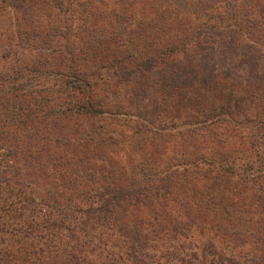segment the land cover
I'll return each mask as SVG.
<instances>
[{
    "label": "trees",
    "instance_id": "16d2710c",
    "mask_svg": "<svg viewBox=\"0 0 264 264\" xmlns=\"http://www.w3.org/2000/svg\"><path fill=\"white\" fill-rule=\"evenodd\" d=\"M24 1L34 2L0 0V14L21 12L17 7ZM245 2L264 21L260 0H219L213 6L191 0H50L54 50L46 48L37 76H27V68L0 67V112L29 136L30 147L40 140L48 143L36 130L50 122L56 129L61 120L75 117L105 121L88 125L84 142L115 145L132 139L140 159L129 155L124 165L103 160L99 171L105 185L88 189L99 200L107 195L102 206L116 199L126 204L153 200L161 191L166 195L182 188L204 199L220 198L230 208L248 205L254 223L264 225V103L253 98L258 93L264 102V32L252 35L253 29H262L251 20L246 29L239 27L236 20ZM170 27L176 32L170 33ZM57 36L64 40L62 47ZM4 57L1 53L0 59ZM240 62V67L249 66L243 88L232 69ZM105 78L115 89L98 99L93 91ZM118 87L128 88L127 103ZM249 113L256 115L250 118ZM109 115L111 121L106 120ZM163 116L171 127L154 128ZM168 143L175 146L171 153ZM161 144L164 149L158 148ZM147 145L160 155L156 163L147 160ZM54 198L59 201L60 195ZM199 232L206 234L204 228ZM257 242L264 250L263 235Z\"/></svg>",
    "mask_w": 264,
    "mask_h": 264
},
{
    "label": "rangeland",
    "instance_id": "374dc122",
    "mask_svg": "<svg viewBox=\"0 0 264 264\" xmlns=\"http://www.w3.org/2000/svg\"><path fill=\"white\" fill-rule=\"evenodd\" d=\"M191 1L211 6L219 0ZM49 2L24 1L17 7L21 12L0 14V54L6 53L0 59L1 68H21L23 72L27 68V76L38 75V62L48 56L46 48L54 50L56 22ZM260 2L263 6L264 0ZM241 8L236 20L239 27L246 29L247 21L251 20L262 29H253L252 35L257 37L258 32H264V21L256 8L246 2ZM14 17L17 23L13 24ZM169 32L175 33V28L170 27ZM149 35L156 37L153 33ZM56 41L62 47L64 40L60 36ZM234 59L236 63L240 61V57ZM238 65L237 69L232 67L237 74L234 79L241 80L243 88L242 78L249 66L240 67L241 62ZM38 80L54 90L50 82ZM112 89H115L112 83L105 78L93 92L102 99ZM116 90L127 103L128 88ZM248 90L254 91L250 87ZM253 94L254 100L262 105L258 93ZM7 115L0 112V264H264V250L257 245L259 234L264 237L261 230L264 225L254 223V211L248 205L230 208L220 198L204 199L199 193L173 188L166 195L161 191L153 200L147 197L144 202L126 204L116 199L102 206L107 195L99 200L98 194L88 189L96 184L105 185L99 171L103 160L124 165L129 155L140 159L132 139L115 145L82 140L90 132V126L105 121L75 117L61 120L56 129L50 122L44 129L36 130L37 136L46 138L48 143L40 140L37 146L30 147L29 136L15 129ZM255 115L249 113L250 118ZM106 120L111 121L110 115ZM171 124L163 116L154 128L163 130ZM126 136L130 138L131 133L126 132ZM112 137L118 140L115 135ZM103 138L108 139L106 134ZM172 144H166L167 152L175 148ZM158 148L165 146L161 144ZM145 151L150 157L148 161L156 163L160 158L157 152L151 153L149 145ZM117 192L112 190V194ZM84 194L90 199H80ZM55 195H60L59 201ZM203 228L205 235L199 232Z\"/></svg>",
    "mask_w": 264,
    "mask_h": 264
}]
</instances>
